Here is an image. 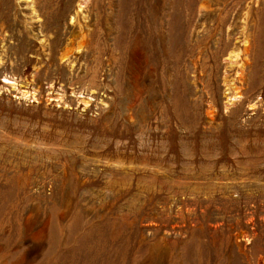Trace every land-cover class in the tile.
<instances>
[{
	"label": "rangeland",
	"instance_id": "374dc122",
	"mask_svg": "<svg viewBox=\"0 0 264 264\" xmlns=\"http://www.w3.org/2000/svg\"><path fill=\"white\" fill-rule=\"evenodd\" d=\"M0 264H264V0H0Z\"/></svg>",
	"mask_w": 264,
	"mask_h": 264
}]
</instances>
